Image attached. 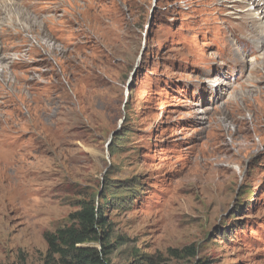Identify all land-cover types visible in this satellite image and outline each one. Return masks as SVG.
Instances as JSON below:
<instances>
[{"label": "rangeland", "instance_id": "obj_1", "mask_svg": "<svg viewBox=\"0 0 264 264\" xmlns=\"http://www.w3.org/2000/svg\"><path fill=\"white\" fill-rule=\"evenodd\" d=\"M6 1L0 264H63L47 257L44 234L72 225L86 203L105 220L106 248L85 246L106 264H264V46L254 36L264 19L254 21L255 9ZM49 7L57 12H40L45 24L31 14ZM41 26L53 54L29 50L42 52ZM237 37L262 55L255 63Z\"/></svg>", "mask_w": 264, "mask_h": 264}, {"label": "trees", "instance_id": "obj_2", "mask_svg": "<svg viewBox=\"0 0 264 264\" xmlns=\"http://www.w3.org/2000/svg\"><path fill=\"white\" fill-rule=\"evenodd\" d=\"M104 222L99 210L92 204H84L75 213L72 225L44 234L47 257L53 259L58 256L63 264H106L102 250L85 246L90 242H99L101 249L105 250L104 241L99 238Z\"/></svg>", "mask_w": 264, "mask_h": 264}, {"label": "bare ground", "instance_id": "obj_3", "mask_svg": "<svg viewBox=\"0 0 264 264\" xmlns=\"http://www.w3.org/2000/svg\"><path fill=\"white\" fill-rule=\"evenodd\" d=\"M13 2H18V0H12ZM218 1V3L217 4H219V5H221V6H223V5H225L226 3H228V0H217ZM5 2V4H7V2L8 1H6V0H0V6H1V4H3ZM234 2H235V4H237V5H241V4H244V5H248L249 7H251V8H254L255 10H253V11H256V14H254L255 15V22L257 21L258 22V20H262V19H264V0H234ZM59 3V2H58ZM58 3H57V7H58ZM5 4H3V5H5ZM214 4V3H213ZM28 5V7L27 8H29L28 10H31L32 9V7L30 6V4H27ZM23 6H24V4H23ZM247 6V7H248ZM59 7H60V5H59ZM4 7L2 6V9H3ZM24 8V7H23ZM233 8V7H232ZM25 9V8H24ZM38 9V8H37ZM1 10V9H0ZM18 10V9H17ZM21 12H23V11H21ZM31 12V11H30ZM40 12H45V13H47L48 14V12H50L51 14H56V12H57V8H54V9H52L51 7H49V8H46V9H38V11H36V12H34V11H32L31 12V14L33 15V16H35V17H37L39 20L41 19L42 20V23L43 24H45L43 21H44V17H43V15H41L40 14ZM252 12V11H251ZM1 13L3 14V18L1 17L0 18V37L2 38V45L3 44H5L6 42L4 41V39L3 38H5L4 37V35H5V28H4V26H3V22H2V19H5V20H7V22H12V19H10V18H8V16H6V14H5V12H2L1 11ZM1 14V15H2ZM27 14V13H26ZM29 14V13H28ZM20 15H21V13H20ZM19 16V15H18ZM63 17L62 15H58L57 17ZM28 17H31V16H28ZM46 17H48V15L46 16ZM54 17V16H53ZM96 18V15L95 16H92V15H82L81 16V20H83L84 18ZM21 18V17H20ZM28 19V18H27ZM33 19H34V17H33ZM234 19L235 20H237V21H242V18L240 17V16H235L234 17ZM29 20V19H28ZM38 20V21H39ZM32 21V20H31ZM36 22V21H35ZM34 22V23H35ZM5 23V22H4ZM31 24V23H30ZM36 24V23H35ZM6 26H8V24L6 25ZM32 26H33V24H32ZM256 27H258V26H256ZM17 28V27H16ZM16 28H14V30H13V32L15 33V35H17V39L18 40H20V38H19V34L18 33H21L20 31H18V29H16ZM30 28H31V26H30ZM34 28H36V29H39V28H37V27H34ZM34 28H32V29H34ZM259 29H261V28H259ZM23 32H24V30H23ZM28 32V31H27ZM33 34V33H32ZM19 35V36H18ZM241 36V35H240ZM255 36V40L259 43V44H261V47L262 46H264V32H263V30L261 29V32H259L258 34H256V35H254ZM12 37V36H11ZM10 37V38H11ZM242 37V36H241ZM16 39V38H15ZM13 40V39H12ZM38 41H37V46L42 50V52L40 51L39 53L37 52V50L35 49V48H32V47H30V52L32 53V54H35V53H37V54H44V55H46V54H53V51H54V46H53V44H51V38L48 36V34H47V32L46 31H43L42 30V26L40 27V29H39V34H38V39H37ZM252 40V39H251ZM254 40V39H253ZM8 41V40H7ZM5 42V43H4ZM9 42V41H8ZM12 43H13V41H12ZM1 44H0V67H3V63H6L7 61L10 63V61L9 60H12V58H10L6 53H5V51L7 50V47H3V46H1ZM8 44V43H7ZM26 45H29V44H27V42L25 43V46H19V48H18V51H19V53L21 52L20 50H21V48H24V47H26ZM7 46V45H6ZM256 46V45H255ZM27 49V51H26V53L28 52L29 53V50H28V47L26 48ZM23 52V51H22ZM259 53V52H258ZM235 56H238L237 54H234ZM36 56V55H35ZM259 56H262V55H260L259 54ZM258 56V57H259ZM258 57H254V59H253V63H255L258 59ZM260 58H262V57H260ZM20 60V59H19ZM47 59H45V61H46ZM8 63V64H9ZM5 65V64H4ZM6 66V65H5ZM263 67H264V65H263ZM3 70V69H2Z\"/></svg>", "mask_w": 264, "mask_h": 264}]
</instances>
